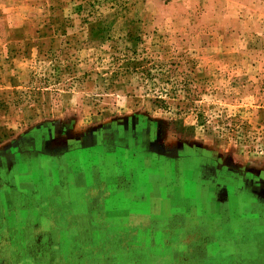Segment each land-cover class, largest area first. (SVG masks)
Returning <instances> with one entry per match:
<instances>
[{
    "label": "rangeland",
    "instance_id": "1",
    "mask_svg": "<svg viewBox=\"0 0 264 264\" xmlns=\"http://www.w3.org/2000/svg\"><path fill=\"white\" fill-rule=\"evenodd\" d=\"M0 264H264V0H0Z\"/></svg>",
    "mask_w": 264,
    "mask_h": 264
},
{
    "label": "crops",
    "instance_id": "2",
    "mask_svg": "<svg viewBox=\"0 0 264 264\" xmlns=\"http://www.w3.org/2000/svg\"><path fill=\"white\" fill-rule=\"evenodd\" d=\"M142 199V198H141ZM124 202V201H123ZM129 202H131V201H129V200H127L126 202H124L122 205H124L125 207H129V205H130V203ZM144 202L142 201V200H140V204H143ZM131 215H133V214H131Z\"/></svg>",
    "mask_w": 264,
    "mask_h": 264
}]
</instances>
